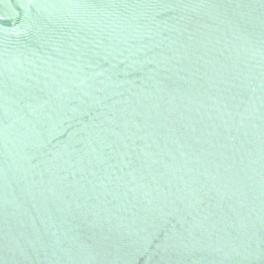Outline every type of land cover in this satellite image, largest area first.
<instances>
[{
  "label": "water",
  "instance_id": "95a60500",
  "mask_svg": "<svg viewBox=\"0 0 264 264\" xmlns=\"http://www.w3.org/2000/svg\"><path fill=\"white\" fill-rule=\"evenodd\" d=\"M0 264H264V0H0Z\"/></svg>",
  "mask_w": 264,
  "mask_h": 264
}]
</instances>
